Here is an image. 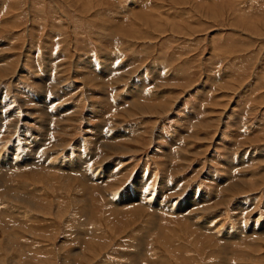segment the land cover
<instances>
[{
  "label": "rangeland",
  "instance_id": "374dc122",
  "mask_svg": "<svg viewBox=\"0 0 264 264\" xmlns=\"http://www.w3.org/2000/svg\"><path fill=\"white\" fill-rule=\"evenodd\" d=\"M4 64L0 264H264V0H0Z\"/></svg>",
  "mask_w": 264,
  "mask_h": 264
},
{
  "label": "bare ground",
  "instance_id": "6f19581e",
  "mask_svg": "<svg viewBox=\"0 0 264 264\" xmlns=\"http://www.w3.org/2000/svg\"><path fill=\"white\" fill-rule=\"evenodd\" d=\"M9 49V48H8ZM7 52V51H6ZM10 56V55H9ZM5 61V60H4ZM81 62V61H80ZM74 64L76 65V67H79V64H77V62H74ZM71 66H73V65H71ZM76 71H78V70H76ZM6 75V76H8V74H10L11 75V72H10V69H9V66H7V64H4V66H2L1 68H0V81H2L5 77H4V75ZM105 74V73H104ZM76 76V75H75ZM122 77V76H121ZM104 79V78H103ZM61 81H63L62 80V78H61V80H59L58 81V83H61ZM52 82H54V80L52 81ZM55 83V82H54ZM56 84V83H55ZM94 84H96L95 82H94ZM60 85V84H59ZM141 87V86H140ZM6 102V101H5ZM24 104V103H23ZM3 107H5V106H3ZM2 107V108H3ZM7 107V106H6ZM140 107V106H139ZM153 107V106H152ZM163 108V107H162ZM159 109V108H158ZM160 110V109H159ZM145 111V110H144ZM46 112V111H45ZM160 113V112H159ZM6 117V116H5ZM12 117V116H11ZM2 125V124H1ZM45 125V124H44ZM11 125H9V127H10ZM16 126H18V123L16 124ZM8 127V126H7ZM12 128L14 127V126H11ZM1 128V127H0ZM56 130V129H55ZM59 130V129H58ZM101 130V129H100ZM48 131V130H47ZM49 132V131H48ZM100 139V138H99ZM29 140V139H28ZM101 141V140H100ZM99 141V142H100ZM26 143H27V141H25ZM98 142V143H99ZM26 143H25V145H26ZM102 143V142H101ZM33 144V143H32ZM103 145H106V144H102V146ZM111 147V146H110ZM51 157V156H50ZM251 160V159H250ZM29 163H31V160H29V159H25V160H22V161H18V162H11V163H2V162H0V164H2V165H4V166H11L12 168H15V169H17L15 166H17L18 167V169L19 168H24L27 164H29ZM72 163V162H71ZM23 165H25L24 167H23ZM41 165V164H40ZM39 165V166H40ZM28 166V165H27ZM50 165H49V163H48V167H49ZM54 166V165H53ZM56 166V165H55ZM52 167V166H51ZM12 168H10V169H12ZM14 169V170H15ZM27 169V168H26ZM63 169V168H62ZM72 169H74L73 167H72ZM76 169H78V168H76ZM20 170L21 169H19V172H20ZM56 170V169H55ZM82 170V169H81ZM0 171H1V169H0ZM18 171V170H17ZM63 175V177H65L66 175H67V173H66V170H63V172H61ZM6 174H7V172H6ZM9 174V173H8ZM22 174V173H21ZM20 174V175H21ZM4 174H2V176H3ZM0 177V188H5V184H6V182H5V176H3V177ZM11 176V175H10ZM22 176V175H21ZM14 177V176H13ZM7 179H8V177H6ZM38 178V177H37ZM83 178H84V176H83ZM86 181H88V179L87 178H84ZM43 180V179H42ZM41 180H39V182H40ZM4 182H5V184H4ZM89 182V181H88ZM241 182V181H240ZM224 183V182H223ZM231 184V183H230ZM18 186V185H17ZM241 186H242V184H236V185H227V186H224L225 188H224V190L226 191V190H228V191H230V190H235L236 191V189H241ZM9 187V186H8ZM85 187V186H84ZM87 188V187H86ZM2 190V189H1ZM8 189H6L5 188V192L7 191ZM17 191L15 192V197L13 198V199H16V200H18V201H21L26 207H30V208H32V209H39V205H37L36 204V202H35V200H34V198H32L31 199V196L33 195V192H31V191H28L27 193H21V191L22 190H19V188L18 189H16ZM15 191V190H14ZM37 191V190H36ZM30 193V194H29ZM8 194L9 193H7V194H5V195H7L8 196ZM13 194V193H12ZM34 194H36V192L34 193ZM26 195H29V197H26ZM34 196V195H33ZM43 196V195H42ZM11 198V197H10ZM133 200H132V198L130 197V195H126L125 196V199L123 200V203L124 204H131V202H132ZM195 206V204H189V206L188 207H186V209H184L185 211L189 208V207H191V206ZM58 209V208H57ZM170 211V210H169ZM184 211V212H185ZM188 211V210H187ZM199 211V210H198ZM183 212V211H182ZM183 212V213H184ZM16 234V233H15ZM85 235V234H84ZM15 236V235H14ZM10 240V239H9ZM14 240V239H13ZM12 241H10V243H11ZM86 242V241H85ZM13 243V242H12ZM87 260V259H86Z\"/></svg>",
  "mask_w": 264,
  "mask_h": 264
}]
</instances>
